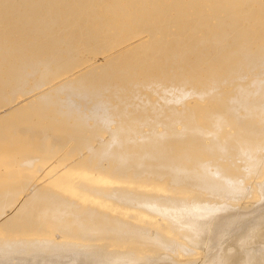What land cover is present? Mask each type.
I'll return each instance as SVG.
<instances>
[{
	"label": "bare ground",
	"instance_id": "6f19581e",
	"mask_svg": "<svg viewBox=\"0 0 264 264\" xmlns=\"http://www.w3.org/2000/svg\"><path fill=\"white\" fill-rule=\"evenodd\" d=\"M263 214L264 0H0V264H238Z\"/></svg>",
	"mask_w": 264,
	"mask_h": 264
},
{
	"label": "rangeland",
	"instance_id": "374dc122",
	"mask_svg": "<svg viewBox=\"0 0 264 264\" xmlns=\"http://www.w3.org/2000/svg\"><path fill=\"white\" fill-rule=\"evenodd\" d=\"M264 217V214L263 216ZM249 218H247L248 220ZM252 239H255L254 236H252ZM263 241H259V240H255L256 242L259 241L258 244H251V245H246L245 247L250 250L252 248H259L261 247V249L256 252V253H252V254H246L244 255L239 261L238 264H251V261H253L254 259L256 260V263H262L264 264V237L262 238Z\"/></svg>",
	"mask_w": 264,
	"mask_h": 264
}]
</instances>
